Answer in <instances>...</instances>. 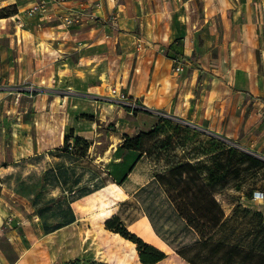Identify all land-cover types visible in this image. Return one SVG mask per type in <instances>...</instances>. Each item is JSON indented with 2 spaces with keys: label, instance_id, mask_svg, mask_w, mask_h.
<instances>
[{
  "label": "rangeland",
  "instance_id": "obj_1",
  "mask_svg": "<svg viewBox=\"0 0 264 264\" xmlns=\"http://www.w3.org/2000/svg\"><path fill=\"white\" fill-rule=\"evenodd\" d=\"M159 1L166 2L168 13L164 17L175 24L184 0L155 3ZM243 1L224 0L227 7ZM187 5V13L179 16L181 24L176 34L194 30L198 34L193 39L199 44L197 53L205 51L201 44L206 42L211 55L206 60L194 55L191 64L200 72L221 79V87H228L232 94L247 88L253 80L254 85L260 86V79H251V75L256 77L264 72V0L253 2L251 16L236 14L232 24L229 22L233 13L224 17L219 13L221 25H228L227 41L222 48L214 46L217 27L211 14L217 10V0H189ZM206 13L210 15L208 19ZM171 43L183 44L182 36L172 37ZM237 43L239 47H235ZM135 54L131 49L127 63L130 70ZM117 64L116 61L114 66ZM117 80L110 81L106 88L102 86L98 94L74 91L75 94L69 90L61 93L70 100L79 97L82 111L77 115L82 120H93L91 129L80 135L90 142L84 155L78 153V145L68 153L54 150L48 157L30 156L15 163L18 169L12 176L22 193L30 198L37 196V206H45L43 216L49 223L66 215L62 210L82 187L102 186L74 199L70 205L76 219L45 233L19 260L15 259L28 246L27 239L20 234L0 237L4 259L0 264H62L74 258L106 264H140L136 244L105 227L106 219L114 214L131 232L166 253L153 264H190L176 252L195 235L178 217L183 207L174 204L179 200L216 229V236L221 234L227 240L247 230L254 231V212H260L264 220V109H257L252 100L249 103L247 92L244 99H227L223 111L219 109V100H210L209 107L214 110L208 117L196 112L194 106L186 119L171 111L152 109L127 95L140 110L134 112L111 96L110 88ZM199 90L200 85L196 93ZM100 101L104 108L99 110ZM96 130L101 132L99 136ZM150 131L142 139L141 153L121 146L124 134L133 137ZM109 133L119 135V142L113 139L114 150L102 163L95 158L105 155ZM4 147L9 155V145ZM244 208L249 211L243 212Z\"/></svg>",
  "mask_w": 264,
  "mask_h": 264
},
{
  "label": "crops",
  "instance_id": "obj_2",
  "mask_svg": "<svg viewBox=\"0 0 264 264\" xmlns=\"http://www.w3.org/2000/svg\"><path fill=\"white\" fill-rule=\"evenodd\" d=\"M35 1L0 0V9L16 7L15 13L0 16V237L20 234L29 243L15 260L29 253L45 235L30 197L21 193L12 178L18 169L15 163L30 156L48 157L63 144L68 129L81 135L92 127V119L82 120L77 115L82 111L79 97L70 100L61 94L65 90L98 94L102 86L106 88L118 79L114 85H122L130 98L186 119L194 106L196 112L208 117L214 110L209 107L210 100H219L223 111L227 99H244L246 92L249 103L252 100L257 109H264V72L251 75V79H260V86L253 80L247 88L232 94L228 87H221V79L191 64L194 55L202 60L211 55L206 42L201 44L205 51L197 53L199 44L193 39L198 34L194 30L176 34L181 24L179 16L187 13L189 0L182 2L173 25L164 17L168 13L165 1L45 0L48 8L44 15L29 14L27 9ZM96 1L100 4L95 5ZM253 2L244 0L227 7L224 0H217V10L211 14L217 27L214 46L222 48L227 41L228 25H221L219 13L222 17L233 13L232 24L238 13L251 16ZM90 11L97 19H88ZM70 14L78 21L65 24L64 16ZM179 35L183 44L173 45L171 38ZM131 49L136 52L132 70L127 65ZM178 61L185 62L182 72L175 70ZM97 107L104 108V102ZM100 134L96 130V136ZM113 139L118 143L119 135L108 134L105 155L95 158L99 162L104 163L114 150ZM5 144L9 145V155L5 154ZM3 260L0 250V262Z\"/></svg>",
  "mask_w": 264,
  "mask_h": 264
},
{
  "label": "trees",
  "instance_id": "obj_3",
  "mask_svg": "<svg viewBox=\"0 0 264 264\" xmlns=\"http://www.w3.org/2000/svg\"><path fill=\"white\" fill-rule=\"evenodd\" d=\"M15 12L16 7L14 5L5 6L0 9V16H8ZM170 49H172L171 46ZM172 50L174 51V49ZM132 110L134 112L140 111L138 108H132ZM82 115L86 116L87 114L83 113ZM157 117L160 118V115L158 114ZM150 133L151 131L139 132L133 137L124 134L121 146L126 149L137 150L141 153L140 147L142 139L143 137L150 135ZM89 144V141L81 138L80 135H75L73 129L70 128L64 135L63 144L55 150L68 153L71 152L69 149L75 148L79 145L81 148H79L78 153L84 155ZM101 186L102 185H95L92 188L82 187L77 197L69 200L66 209L62 210L61 213H66V215H64L60 221L54 223H49L45 220L43 216L45 206H37V196L31 197V203L34 207V211L38 214L41 220V226L44 232L49 233L73 222L76 219V216L70 203L82 195L99 189ZM174 206L183 207L181 212L178 213V217L182 218L185 226L191 227L195 233L190 242L182 244L176 249V252L190 264H264V220L260 212H254L252 214L257 218V222L253 226L254 231L247 230L244 234L239 235L232 240H227L226 236H222L221 234L216 236L217 230L208 222L197 217L183 200L176 201ZM242 211L247 212L249 209L244 208ZM105 227L119 233L122 237L129 239V241L136 244V251L140 264H153L166 256V253L163 250L131 232L116 214L106 219ZM251 232H253L252 238H250V235L252 234ZM62 264L106 263L74 258L69 259Z\"/></svg>",
  "mask_w": 264,
  "mask_h": 264
},
{
  "label": "built area",
  "instance_id": "obj_4",
  "mask_svg": "<svg viewBox=\"0 0 264 264\" xmlns=\"http://www.w3.org/2000/svg\"><path fill=\"white\" fill-rule=\"evenodd\" d=\"M95 5H99L100 2L99 1H96L94 2ZM47 1L45 0H39L35 3H33L28 9H27V12L29 14H41V15H44L47 11ZM88 18L89 19H92V20H95L97 19V16L92 12H88L87 14ZM75 21H78V17L76 15H67V16H64V23L65 24H71ZM102 23V22H101ZM140 45V43H139ZM183 69V62L182 61H178L177 65L175 66V70L176 71H182ZM110 93H111V96L116 100L118 101L119 103H122L126 106H129L131 108H136L134 107L136 104H134L133 101L129 100L128 99V96H127V93L126 91L123 89V86L122 85H113L111 86L110 88ZM158 114L160 115L161 112H158ZM11 218H9L10 220Z\"/></svg>",
  "mask_w": 264,
  "mask_h": 264
},
{
  "label": "bare ground",
  "instance_id": "obj_5",
  "mask_svg": "<svg viewBox=\"0 0 264 264\" xmlns=\"http://www.w3.org/2000/svg\"><path fill=\"white\" fill-rule=\"evenodd\" d=\"M88 233V232H87Z\"/></svg>",
  "mask_w": 264,
  "mask_h": 264
}]
</instances>
